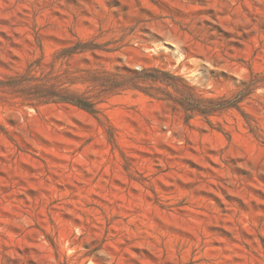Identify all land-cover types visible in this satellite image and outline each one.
Here are the masks:
<instances>
[{
  "label": "rangeland",
  "instance_id": "1",
  "mask_svg": "<svg viewBox=\"0 0 264 264\" xmlns=\"http://www.w3.org/2000/svg\"><path fill=\"white\" fill-rule=\"evenodd\" d=\"M0 264H264V0H0Z\"/></svg>",
  "mask_w": 264,
  "mask_h": 264
},
{
  "label": "trees",
  "instance_id": "2",
  "mask_svg": "<svg viewBox=\"0 0 264 264\" xmlns=\"http://www.w3.org/2000/svg\"><path fill=\"white\" fill-rule=\"evenodd\" d=\"M160 75H165L170 79H174L168 75L166 72H162L160 70H154L153 74L152 72L146 73L144 75H136V79H146V80H152L156 81L161 79ZM38 90L32 94L33 96L28 97L29 102L27 105L35 106V102L37 101L38 104H45V103H68L71 105H74L88 113L96 115L98 113V110L96 109L95 103L92 102L89 99L82 98L80 96L72 95L66 92L57 91L54 88H44V87H37ZM201 114H207L208 112H199ZM210 113V112H209ZM190 117V116H189Z\"/></svg>",
  "mask_w": 264,
  "mask_h": 264
}]
</instances>
